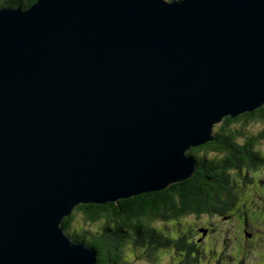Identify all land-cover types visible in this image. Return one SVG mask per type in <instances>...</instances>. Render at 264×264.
<instances>
[{"label":"water","instance_id":"water-1","mask_svg":"<svg viewBox=\"0 0 264 264\" xmlns=\"http://www.w3.org/2000/svg\"><path fill=\"white\" fill-rule=\"evenodd\" d=\"M263 106L264 0L0 6V264H98L78 205L192 178L191 149Z\"/></svg>","mask_w":264,"mask_h":264},{"label":"trees","instance_id":"trees-1","mask_svg":"<svg viewBox=\"0 0 264 264\" xmlns=\"http://www.w3.org/2000/svg\"><path fill=\"white\" fill-rule=\"evenodd\" d=\"M35 1L0 0V6L28 8ZM235 124L240 127L235 128ZM254 124H260L261 129L257 132L250 129ZM217 126L213 141L190 151L198 161V170L192 178L174 183L162 191L143 193L117 202L78 205L72 215L64 219L68 232L74 239L97 249L98 264H127L124 254L127 244L136 252L146 253L148 258H156L162 249L169 248L180 259V264H199L201 257L208 255L209 251L201 240L181 229L168 234L155 223L178 221L191 215L237 216L246 222L248 209L240 204V200L245 186L253 180L249 176H254L264 165V106L235 118L227 117ZM238 205L240 208L236 211ZM252 207L256 206L253 204ZM79 215L91 226L79 229L76 226ZM200 234L204 238L208 236L203 232ZM260 237L259 249L264 251V234ZM250 256L246 254V258L239 259L237 264H250ZM259 258L262 257L259 255L257 259L260 263L262 260Z\"/></svg>","mask_w":264,"mask_h":264},{"label":"rangeland","instance_id":"rangeland-1","mask_svg":"<svg viewBox=\"0 0 264 264\" xmlns=\"http://www.w3.org/2000/svg\"><path fill=\"white\" fill-rule=\"evenodd\" d=\"M219 126L220 124L217 127ZM234 126L235 128L240 127L239 124H235ZM261 127L260 124H254L250 129L257 132ZM246 129V132H248V128ZM262 150L264 151V147ZM249 179L253 180H249L245 186V193L240 200V204L246 206L248 209L246 221L248 224L245 223L243 218H237V216L231 218L191 215L178 221H157L155 225L168 234L180 229L189 231L190 235L194 236L195 239L201 240L202 245H206L209 251L208 255L205 254L201 257L199 264H218L219 261H221L220 264H237L239 259L246 258V254L251 255L249 258L250 264H264V251L261 248L259 249L261 242L260 235L264 234V165L258 169L254 176H249ZM260 192L262 196H260ZM248 203H253L256 207L253 208V204L247 206ZM239 208L238 205L236 211ZM76 226L82 229L91 226V224L82 215H79ZM256 226L257 228H255ZM202 228L210 229L207 233L208 236L205 238L204 235L200 234ZM245 228H248L249 232ZM248 235L251 236L248 237ZM210 249L213 250L210 251ZM124 254L127 264H180V259L169 248L162 249L161 252L157 253L156 258H148L146 253L136 252L130 244H127ZM259 255L262 257V259L259 258L262 260L260 263L257 261ZM235 256L238 258L234 260Z\"/></svg>","mask_w":264,"mask_h":264},{"label":"flooded vegetation","instance_id":"flooded-vegetation-1","mask_svg":"<svg viewBox=\"0 0 264 264\" xmlns=\"http://www.w3.org/2000/svg\"><path fill=\"white\" fill-rule=\"evenodd\" d=\"M260 187V186H259ZM255 193H257V192H255ZM258 194V193H257ZM260 194V196H262V194L261 193H259ZM246 223V222H245ZM247 224V223H246ZM255 226V225H254ZM249 228V227H248ZM248 228H245V230L247 231V232H249V229ZM252 238H253V235H252Z\"/></svg>","mask_w":264,"mask_h":264}]
</instances>
